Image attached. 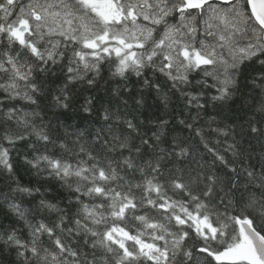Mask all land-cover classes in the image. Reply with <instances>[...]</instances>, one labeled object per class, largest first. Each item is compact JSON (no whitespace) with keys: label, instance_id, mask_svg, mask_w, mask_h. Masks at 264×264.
Segmentation results:
<instances>
[{"label":"snow or ice","instance_id":"6c2138e0","mask_svg":"<svg viewBox=\"0 0 264 264\" xmlns=\"http://www.w3.org/2000/svg\"><path fill=\"white\" fill-rule=\"evenodd\" d=\"M105 65L119 80L98 102L85 93ZM132 75L195 110L187 136L141 130ZM237 101L264 137V0H0V175L32 205L4 194L0 260L264 264V162L238 170L211 139L241 154L224 115ZM77 102L89 127L61 135Z\"/></svg>","mask_w":264,"mask_h":264},{"label":"trees","instance_id":"16d2710c","mask_svg":"<svg viewBox=\"0 0 264 264\" xmlns=\"http://www.w3.org/2000/svg\"><path fill=\"white\" fill-rule=\"evenodd\" d=\"M101 75L104 79L100 80L99 86L96 89H90L87 93H85V95L95 96L98 102L109 98L108 90L117 87V82L119 80V78H113L110 75L108 65L104 66ZM192 76H196V73L193 72ZM151 78L155 79V77ZM160 80L163 81V77H160ZM125 83L128 84L130 95L125 92L122 95V100H127L129 109L135 110L137 122L141 124V130L145 128L151 129L159 121L164 120L167 121L164 131L168 139H171L172 136L184 137L188 135V130L184 127V125L180 124L179 121L189 120L191 116L195 115V110L193 109L191 113H189L184 106V98L181 97L178 92L173 95L171 91L165 88L164 91L169 96V101L165 104L161 98L157 96L154 89L143 87L135 75H132L130 80ZM80 99L82 100V97ZM141 99L143 102L139 105L136 104V101ZM117 102L120 103L122 101ZM242 103V101H237L231 105L230 109L226 106L224 111V115L227 117L225 122L235 129L234 138L239 142L238 147L241 150V154L237 157H233L231 152L225 151L227 145L233 142L232 138L225 140L223 136H212L211 139L213 143H215L217 139L221 141V143L217 146L228 159H234L236 161L235 166L238 170L248 167L249 164L256 165L257 169H259L260 164L264 162V137H256L249 134V128L246 121L252 118V110L242 108ZM78 108L79 102L74 104L73 111L67 112L59 117L61 135L64 133V125H71L72 129L79 126L81 131L89 127V121L86 114L82 111H76ZM53 111L57 110L53 109ZM209 112H212L211 108H209ZM202 116L204 120L208 119L206 115L202 114ZM217 119L219 120L220 118L217 117ZM257 119H259V117H257ZM24 151L25 149L21 147V153ZM16 158L17 160L20 159L19 156ZM205 159L210 161L212 158L210 156H206ZM217 170L222 176L227 171V169H224L219 162H217ZM18 175L21 183L25 186H28L30 183L33 187L40 186L36 183V177L27 174L23 168L19 169ZM5 193L14 196L17 200H21L25 207H32L31 203H29L30 198H22L19 194L11 193L3 176L0 175V206L4 204L3 197ZM48 198L51 199V194H49ZM8 222L9 221L5 219L3 213L0 212V223L7 224ZM0 264H7V262L0 260Z\"/></svg>","mask_w":264,"mask_h":264}]
</instances>
